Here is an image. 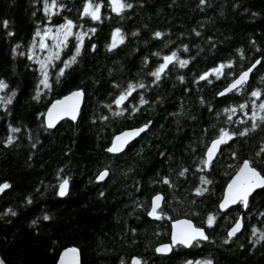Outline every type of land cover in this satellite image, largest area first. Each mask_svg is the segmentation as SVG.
I'll list each match as a JSON object with an SVG mask.
<instances>
[{
	"label": "trees",
	"instance_id": "16d2710c",
	"mask_svg": "<svg viewBox=\"0 0 264 264\" xmlns=\"http://www.w3.org/2000/svg\"><path fill=\"white\" fill-rule=\"evenodd\" d=\"M120 3L131 7L116 12L110 0H0V186L8 185L0 191L1 259L55 264L63 249L74 247L81 264H130L132 258L139 264H264V188L245 211L241 205L218 209L244 161L264 178V0ZM86 5L89 12L100 5L99 19L84 14ZM57 26L66 35L42 69L33 54L35 34ZM172 53L157 79L152 73ZM257 61L247 84L219 97ZM74 90L83 93L76 122L46 129L48 105ZM142 126L121 154L107 153L116 134ZM222 132L226 142L206 169V150ZM101 172L108 175L97 182ZM65 181L67 193L59 198ZM154 195L164 200L159 219L151 221ZM239 216L243 230L230 239ZM181 218L203 228L207 241L156 255Z\"/></svg>",
	"mask_w": 264,
	"mask_h": 264
},
{
	"label": "water",
	"instance_id": "95a60500",
	"mask_svg": "<svg viewBox=\"0 0 264 264\" xmlns=\"http://www.w3.org/2000/svg\"><path fill=\"white\" fill-rule=\"evenodd\" d=\"M258 62V61H257ZM254 63L249 69H251V71L246 70L244 72H248L247 77L245 78V82L242 83L241 85H239L237 88L233 89L232 91H228L226 92L225 90L228 89L237 79L240 78V76L244 73H242L241 75H239L235 80H233L228 86H226L219 94V97L223 98L226 97L227 95H229L230 93H233L235 91H237L238 89H240L243 85L247 84L250 80V77L252 75V73L254 72V70L259 66V63ZM255 65V67H253ZM75 93H79V95H74ZM221 93H225L224 95H221ZM82 101H83V93L80 90H74L71 91L70 93L62 96L59 99L53 100L48 107L46 108L43 116H42V121H43V125L46 129L48 130H53L55 127L58 126V124L64 120L69 121L71 123H75L80 111H81V107H82ZM55 105V107H53ZM74 117V118H73ZM51 120L52 122V127H49V121ZM141 129H143V131H141ZM145 127L142 126L140 128H132V129H126L121 131L120 133L116 134L109 143V146L107 148V153H109L110 155H119L121 154L130 144H132L135 140H137L140 135L145 131ZM221 138V137H219ZM217 138V139H219ZM217 139L213 140L205 153V167L206 169L209 168V166L215 161L219 150L221 148V146L225 143H220L214 150H213V155L211 157H209L208 152L209 149L211 148L212 144L214 141H216ZM223 139L225 140V137L223 136ZM110 148H116L119 149L117 151H109L108 149ZM246 161H244L240 168L238 169V171L235 173V175L229 180V182L226 184L224 191H223V195H222V199L218 204V209L221 213H224L232 208L237 207L238 205H241L243 211L246 210L249 199L258 191L262 190L264 188V186H253L250 188V190L248 191V194L243 198H237L236 201L233 203L232 202V196L234 195V193H236V191L238 190V188L240 187L241 183H246L249 181L250 177L248 176L247 173L241 175V168L243 167L244 163ZM249 162V161H247ZM250 168L254 169L253 167H251L250 163H249ZM260 176V179L264 180V178L260 175V173L254 169ZM102 173V172H101ZM100 173V174H101ZM96 178L97 182H103L105 180V178L103 180H98L99 175ZM241 176V180L237 181V184H233L234 180H237V177ZM64 182H62L57 190V195L59 198H63L66 193H67V185H66V191H65V195L61 196L59 193L61 191V185ZM229 185H232V188H229ZM160 197L159 200H157L156 198ZM163 196L162 195H154L150 198L149 201V210H148V219L151 221H155L157 219H159L160 215L158 214V211L160 208H162L163 205ZM154 204L156 205V211L155 213H152L153 210V206ZM239 224L240 227L239 229L235 232L234 235H232L231 237L229 236V233L236 227V225ZM194 230H199L201 232H203L204 237H206V239H202L199 237V235L194 232ZM243 230V222H242V216H239L238 220L235 222V224L229 229V231L227 232V236L228 238H233L237 235H239ZM181 233H184L186 235L192 236L195 235L196 238L193 239L191 241L190 244H181V243H174L173 237L174 234L179 236ZM207 241V236H206V232L203 228H198L194 225V223L186 218H181L178 220H175L171 223V231H170V236H169V242L165 243V244H159L155 247V254L158 256H169L173 249L177 246H181L185 249H190L192 247V245L196 242H205ZM157 249H162L163 251H157ZM74 250V251H73ZM136 261L137 264L138 261L136 258H132L130 260V264H133V262ZM0 262H2V264H6L0 257ZM55 264H81L80 263V253L79 251L74 248V247H67L65 249H63L57 259Z\"/></svg>",
	"mask_w": 264,
	"mask_h": 264
},
{
	"label": "snow or ice",
	"instance_id": "6c2138e0",
	"mask_svg": "<svg viewBox=\"0 0 264 264\" xmlns=\"http://www.w3.org/2000/svg\"><path fill=\"white\" fill-rule=\"evenodd\" d=\"M203 2V0H202ZM110 3L112 5H114L113 7V11H116V12H119L121 11L124 7H131V5H125V4H122L120 3V0H110ZM89 7L90 5H86L85 6V9H84V14L85 15H91V18L93 20H96V19H99V16L97 15V13L99 12V8H100V5H96L95 7V11H92V12H89ZM71 21L68 22V27L71 28ZM118 31V30H117ZM116 33L113 34V36L115 37ZM157 37H159L161 34L160 33H156L155 34ZM79 39V37H78ZM43 46V44L41 45ZM80 53V46L77 45L76 47V51H75V55L71 58V62H75V57L78 56ZM176 56V53H172L171 56H165L163 59H164V64H162L160 66V69H158L156 72L152 73L153 76H155L157 79L160 78V72L161 70H163L166 65L171 62L173 60V58ZM65 66H68L69 64V61H65ZM187 63V61H180V65L181 67H183L185 64ZM259 63V61L257 62ZM255 67V65L253 66ZM249 71H251V69H249ZM60 74H63V69L60 70ZM248 75V72H244L239 79H237L228 89H226L225 91L228 92V91H232L233 89L237 88L239 85H241L242 83L245 82V78L247 77ZM205 77H201V79H204ZM42 83H44L42 81ZM45 86L47 87V84H45ZM5 87V85L3 84L2 81H0V88H3ZM140 87H143V85H140ZM134 88L133 86H130L129 87V91L122 94L119 99L117 100V103L119 104L121 101L125 100L126 97L128 95L131 94V91H133ZM225 93H221V95H224ZM74 95H79V93H75ZM253 96H258L259 94L257 92H253L252 93ZM143 102V101H142ZM55 107V105L53 106ZM243 107V105L241 106ZM260 108L262 110H264V104H261L260 105ZM74 118V117H73ZM262 119H264V117H262ZM49 127H52V122L51 120L49 121ZM256 125L255 123L253 124V128H255ZM13 131H16L15 129ZM141 131H143V129H141ZM246 134V131L245 132H242L240 133V135H245ZM224 135H227L226 133H223L222 132V136L221 138L217 139L216 141L213 142L211 148L209 149V152H208V155L209 157H211L213 155V150L220 144V143H224L226 142L224 139H223V136ZM231 137L229 136V139ZM10 142V141H9ZM109 151H117L119 149H116V148H110L108 149ZM241 172V175L247 173L248 176L250 177L249 181L246 182V183H241L240 187L238 188V190L236 191V193H234V195L232 196V202L234 203L236 201L237 198H240V199H243L247 194H248V191L250 190L251 187L253 186H264V180L260 179V176L259 174L252 168H250L249 166V162H245L243 167L241 168L240 170ZM108 175L107 172H102L99 177H98V180H103L106 176ZM181 175H183V173H181ZM203 179V178H202ZM241 180V176H238L237 177V180H234L233 181V184H237V181H240ZM205 183H207V181H205ZM66 185H67V181H65L62 185H61V191H60V195L63 196L65 195V191H66ZM8 185L7 184H4L3 186H0V191H3V189L7 188ZM229 188L231 189L232 188V185H229ZM157 200L160 199V197H157L156 198ZM156 211V205L154 204L153 206V210H152V213H155ZM45 219H47V217H45ZM213 222V217H209L208 218V223H209V226H211ZM240 225L237 224L236 227L229 233V236L231 237L232 235L235 234V232L239 229ZM194 232H196L200 238L202 239H206V237H204V234L203 232L199 231V230H194ZM196 236L195 235H192V236H189V235H186L184 233H181L179 236L175 235L174 234V237H173V240H174V243H181V244H190L191 241L193 239H195ZM227 243V241H225ZM74 251V250H73ZM157 251H163L162 249H157ZM0 264H2V262H0ZM133 264H137L136 261L133 262Z\"/></svg>",
	"mask_w": 264,
	"mask_h": 264
},
{
	"label": "rangeland",
	"instance_id": "374dc122",
	"mask_svg": "<svg viewBox=\"0 0 264 264\" xmlns=\"http://www.w3.org/2000/svg\"><path fill=\"white\" fill-rule=\"evenodd\" d=\"M66 35V27H46L35 34L33 42L34 57L40 64V68L44 69L48 62L56 58L60 49L61 43ZM43 44V46H41ZM192 264H202L193 262Z\"/></svg>",
	"mask_w": 264,
	"mask_h": 264
},
{
	"label": "bare ground",
	"instance_id": "6f19581e",
	"mask_svg": "<svg viewBox=\"0 0 264 264\" xmlns=\"http://www.w3.org/2000/svg\"><path fill=\"white\" fill-rule=\"evenodd\" d=\"M141 136V135H140Z\"/></svg>",
	"mask_w": 264,
	"mask_h": 264
}]
</instances>
